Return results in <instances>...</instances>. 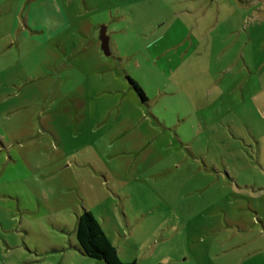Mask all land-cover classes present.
<instances>
[{
  "label": "rangeland",
  "instance_id": "obj_1",
  "mask_svg": "<svg viewBox=\"0 0 264 264\" xmlns=\"http://www.w3.org/2000/svg\"><path fill=\"white\" fill-rule=\"evenodd\" d=\"M83 210L136 264H264V0H0V264H96Z\"/></svg>",
  "mask_w": 264,
  "mask_h": 264
},
{
  "label": "trees",
  "instance_id": "obj_2",
  "mask_svg": "<svg viewBox=\"0 0 264 264\" xmlns=\"http://www.w3.org/2000/svg\"><path fill=\"white\" fill-rule=\"evenodd\" d=\"M129 83L144 100L143 92L136 82L129 79ZM75 237L79 253L90 259L102 264H135L134 262L121 263L119 261L116 248L111 244L91 213L86 210H83L77 217Z\"/></svg>",
  "mask_w": 264,
  "mask_h": 264
},
{
  "label": "water",
  "instance_id": "obj_3",
  "mask_svg": "<svg viewBox=\"0 0 264 264\" xmlns=\"http://www.w3.org/2000/svg\"><path fill=\"white\" fill-rule=\"evenodd\" d=\"M99 41H100L101 51L104 53L105 56H109L110 55L109 38L106 35V28L104 26L100 27Z\"/></svg>",
  "mask_w": 264,
  "mask_h": 264
},
{
  "label": "crops",
  "instance_id": "obj_4",
  "mask_svg": "<svg viewBox=\"0 0 264 264\" xmlns=\"http://www.w3.org/2000/svg\"><path fill=\"white\" fill-rule=\"evenodd\" d=\"M252 1H255V0H252ZM111 244L112 245H114L112 242H111ZM75 250L79 253V251H78V246H76L75 247ZM116 251H117V256L120 258V260L123 262V263H131V262H134L135 264H136V262L133 260L132 261V259H125V260H123V259H121V253H120V250L119 249H116ZM78 255V254H77ZM79 257H81V259H89L90 261H96V260H93V259H90V258H88V257H86V256H84V255H82L81 253H79ZM130 260H131V262H130ZM83 261V260H82ZM96 264H102L101 262H95ZM81 264H84V263H82L81 262Z\"/></svg>",
  "mask_w": 264,
  "mask_h": 264
}]
</instances>
